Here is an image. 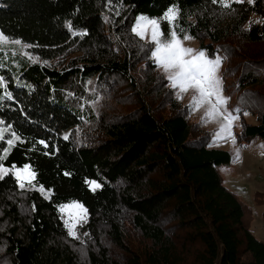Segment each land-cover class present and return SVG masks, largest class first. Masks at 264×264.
<instances>
[{
	"label": "trees",
	"instance_id": "trees-1",
	"mask_svg": "<svg viewBox=\"0 0 264 264\" xmlns=\"http://www.w3.org/2000/svg\"><path fill=\"white\" fill-rule=\"evenodd\" d=\"M225 2L0 0L1 33L38 59L23 83L0 68V127L20 137L10 150L0 141L3 165H30L49 193L21 189L11 170L0 178V264H264L254 209L222 176L235 153L192 119L154 43L133 32L146 14L165 39L175 26L220 56L224 90L256 119L240 111L239 141H264V0ZM111 5L124 9L116 16ZM72 202L87 209L76 238L60 211ZM254 203L264 206L263 191Z\"/></svg>",
	"mask_w": 264,
	"mask_h": 264
},
{
	"label": "snow or ice",
	"instance_id": "snow-or-ice-1",
	"mask_svg": "<svg viewBox=\"0 0 264 264\" xmlns=\"http://www.w3.org/2000/svg\"><path fill=\"white\" fill-rule=\"evenodd\" d=\"M213 2H219L225 7L229 6L225 0H213ZM236 2L243 3L244 0H236ZM248 2L254 3V0H248ZM178 13V8H170L163 17V20L172 23L176 20ZM159 25V20L141 16L133 31L143 38L149 27L151 28V39L156 45L152 56L167 74V78L172 82L171 86L179 89L178 98H182V96L179 95L180 93H186L189 89L194 90L196 95L193 96V107L198 108L207 103L210 105L207 112L209 118L223 116L225 122L215 133L217 138H231L234 141L235 137L231 129L234 120L238 119V116H234L231 112L225 114L221 111V108L227 103V100L222 96L221 80L217 75L218 67L221 63L220 59L216 58L213 60L207 58L205 51H199L193 55L195 52L193 48L182 46L183 41L190 40L192 37L183 35V39H180L175 26L171 29L169 37L162 41L160 37L163 34L160 31ZM69 26L71 27V25ZM7 42L8 37L3 33H0V52L5 51L3 45ZM11 43L19 45L21 44V41L13 40ZM25 47L30 46L26 45ZM24 55H27V53L25 52ZM29 58L32 59V57ZM213 98L215 99L214 103ZM3 124L4 122L0 121V125ZM5 133H10L11 138L5 139ZM67 138L68 137L65 136V139ZM19 140L20 137L17 136L14 131H11L9 127H0V141L6 143L8 150H10L14 143ZM8 150L0 149V152H3V155H0V178L9 174L11 170L14 172L21 189L25 188V182H27V186L35 187L32 181L35 180L36 173L31 169L30 165H25L22 168H16L15 165H12L11 169L3 167V160L7 157ZM65 174L67 175V173ZM88 183L93 191L100 187L95 181H90ZM39 190L43 191V188L41 187ZM70 209H76L78 211L75 214L69 212V218L66 219L64 223L68 229L69 235L76 238L77 225L87 221V209L79 202H72L61 206L60 211L61 213H65Z\"/></svg>",
	"mask_w": 264,
	"mask_h": 264
},
{
	"label": "rangeland",
	"instance_id": "rangeland-1",
	"mask_svg": "<svg viewBox=\"0 0 264 264\" xmlns=\"http://www.w3.org/2000/svg\"><path fill=\"white\" fill-rule=\"evenodd\" d=\"M234 1V0H226ZM111 11L114 13V15H120L122 10L124 9L121 5L110 7ZM147 17L149 19H155L151 18L150 16L146 14H139L136 16V19L134 21L133 29L135 28L136 24L139 22V18ZM157 20V19H156ZM160 31L163 34L160 39L163 41L164 38V31L162 30L161 25H159ZM134 32V31H133ZM1 33V31H0ZM135 33V32H134ZM136 34V33H135ZM138 36V35H137ZM189 36V35H187ZM140 37V36H138ZM179 37V36H178ZM141 39H143L145 42L152 41L151 39V28L149 27L146 35ZM180 39H183V37H179ZM154 43V42H153ZM154 45V51L156 45ZM26 45L24 44H14L11 43L10 40L6 44L3 45L5 51L0 52L3 54V56L0 57V68H4L7 70H10L13 72V78L18 83H23V81L26 80V78L20 77V75L25 72L30 66H36L38 63L37 58H33L31 56V53L26 49ZM183 47H190L195 50L193 55L198 53L199 51V45L198 41L194 38L190 40L183 41ZM153 51V52H154ZM27 53V55H24V53ZM29 57H32L30 59ZM207 58H209L207 56ZM217 58L220 59L221 63L218 67L217 75L219 76L221 80V88H222V96L226 98L227 103L221 108V111L225 114L227 112H231L234 116H238V119L234 120L233 127L231 129L235 140L231 138L227 139H220L217 138L215 135V138L213 140L215 146H220L226 149H229L233 151L236 155L235 162L233 161L230 165H225L222 167V176L225 181V185L228 186L231 190L236 192L242 199H244L247 203H250V205L254 209V222L252 225V229L254 234L257 236V238L264 240V217H263V211L264 206H257L254 203V193L255 191H263L264 192V141L261 140V138H255L248 141L240 142L238 139V135L241 132L243 128L242 124V118L240 111L243 109H246L241 105V103L237 99H231L230 96L226 93L224 90L223 80H222V69L223 68V62L222 58L217 56ZM215 60L216 58H209ZM65 60L61 59L60 61ZM53 63V62H52ZM160 71L164 74V70L162 67L159 66ZM165 76L167 77V74L165 73ZM172 83V82H171ZM27 84V83H26ZM183 96L184 101L188 103H192L193 105V96L196 95L194 90L189 89L186 93H180ZM215 102V99L213 98V103ZM132 106H134L132 104ZM165 106V105H164ZM130 106H123L121 107L122 110H128ZM210 108V105L205 103L203 106H200L198 108L194 107V112L192 114L193 120H199L203 119L206 121L207 125H210L213 128H216L217 131L220 129L221 125L225 122L223 119V116H215L212 118H209L207 116V112ZM114 109V107H113ZM162 113H169V109L166 107L163 108V106L159 109ZM245 120L249 123H255L256 119L253 115H251L249 112L244 111L242 112ZM5 127V126H2ZM5 135V134H4ZM3 167H6L3 165ZM33 182V181H32ZM26 187L28 188H37L40 189L41 187L35 186V187H29L27 186V182H25ZM46 197H49V193H44L45 190L41 191ZM78 210L76 209H70L65 212L66 219L69 218V212L75 214Z\"/></svg>",
	"mask_w": 264,
	"mask_h": 264
}]
</instances>
